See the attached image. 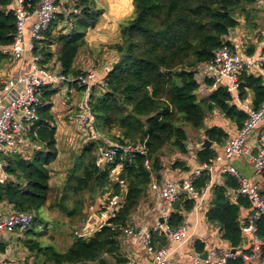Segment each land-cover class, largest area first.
<instances>
[{
	"label": "trees",
	"instance_id": "16d2710c",
	"mask_svg": "<svg viewBox=\"0 0 264 264\" xmlns=\"http://www.w3.org/2000/svg\"><path fill=\"white\" fill-rule=\"evenodd\" d=\"M41 1L31 0L30 10L37 8ZM255 2L131 0L132 15L119 24V41L109 47L117 55V61L102 76V91L92 90L90 110L97 133L120 144L143 146L144 155L136 153L132 158L119 155L113 163L104 165L98 156L101 143L91 138L74 156V165L67 171L63 184L51 186L48 167L57 158L58 151L50 109L59 84L41 90L39 121L26 136L24 153L6 158V172L12 180L0 184V203L7 204L14 212L33 216L31 225L21 234L23 249L32 256L33 264L129 262L124 251L126 240H119V236L133 226L134 216L148 202L152 181L162 180L164 157L171 158L167 160L170 169L189 171L184 160L189 139L187 129L202 131L197 145L206 138L223 147L228 132L220 123L207 126L204 122L207 116L217 111L237 129H241L248 118L225 83L198 100L197 73L201 65L213 59L218 48L234 49L230 33L238 27L240 17L245 23L252 21L253 11L249 7ZM95 3V0H67L63 10L55 12L41 39L34 42L32 57L40 55L41 64L57 65L64 76L81 74L76 60L82 49H88L85 36L102 14ZM13 4L14 0H0V70L12 61ZM245 27L250 29L246 24ZM244 46L243 55L252 56L255 47L251 43ZM260 53L264 55V48ZM203 83L212 85L211 81ZM238 83L239 101L251 95V106L258 110L264 101L262 76L243 72ZM66 89L79 97L83 90L77 85H68ZM216 155L214 149L198 147L195 153L200 165L209 164ZM145 161L150 163V170L145 168ZM118 167L121 168L118 179L126 185L123 206L107 226L86 239L78 237L76 234L90 229L85 223L95 199L119 192L120 185L111 178ZM209 179L208 172H202L194 184L195 190L202 192ZM230 191L238 192L239 185L233 177L223 174V183L211 186L206 220L217 226L221 240L230 248L238 249L246 240L242 233L246 219L241 222L240 211L250 205L239 192L232 201ZM194 205L192 198L180 193L166 222L168 230L183 226L185 215ZM54 210L59 213L57 219L51 216ZM256 236L264 258V214L256 222ZM166 240V233L150 231L149 243L154 249L165 246ZM194 249L197 253L204 252V243L195 241ZM246 251L248 249L243 250ZM227 264L246 263L236 258Z\"/></svg>",
	"mask_w": 264,
	"mask_h": 264
},
{
	"label": "built area",
	"instance_id": "2783aa9c",
	"mask_svg": "<svg viewBox=\"0 0 264 264\" xmlns=\"http://www.w3.org/2000/svg\"><path fill=\"white\" fill-rule=\"evenodd\" d=\"M31 0H14L15 34L10 47L12 62H23L27 53L31 54L34 42L42 37V33L48 28L54 14L63 10L67 0H42L39 6L30 10ZM33 21V22H32ZM32 24L29 29V40H26L27 25ZM234 46V45H233ZM239 46L231 50L227 46L218 48L211 61L198 68L197 80L200 83V91L205 92L203 82L211 81L208 89H216L225 83L229 92L233 93L235 102L247 113L241 129H237L234 135L229 136L223 144V154L219 155L209 163L201 165V168L193 170L187 177L179 182L153 180L149 188V200L145 203L139 214L147 217L149 214L157 215L163 219V224L158 220L149 230L146 229V221L137 217L132 221L133 226L127 227L119 236V240L140 238L149 255L146 263L130 260L127 264H227L228 261L240 258L246 264H264L262 257L261 242L256 236V222L264 214V198L262 191L264 187V101L258 110H254L244 101H239L237 96L238 78L243 72L255 74L263 71L264 55L258 53L252 56H244L239 51ZM40 55L32 57L28 73H19L15 78L3 77L0 81V184L12 180L6 172V158L12 154L24 153L23 143L31 127L39 121V109L41 107V90L48 86L62 84L63 86L77 85L82 88L79 100L76 104V115L73 118L77 125V131L82 138L90 140L95 138L100 141L98 156L102 164H110L120 155L132 158L136 153L146 154L143 146L135 144H120L106 138L95 130V117L90 110V94L92 90L99 87L96 72L90 71L77 76H64L60 68L55 65L41 64ZM204 87V88H202ZM67 90V89H66ZM263 125V126H262ZM262 126V128H260ZM233 159H244L253 168L257 180L248 181L229 162ZM223 163L222 172L233 177L239 185V193L247 199L250 205V214L242 226L245 242L239 248L240 251L232 253L231 248L212 247L205 259L201 257L203 252L185 255L183 259L176 258L175 251L169 247L162 246L154 249L150 245V231L158 234L166 233L167 239L181 247L187 240L184 226L176 230H168L167 219L171 213L172 205L178 200L182 191L193 200H198L200 193L194 188L196 180L204 171L212 174L214 165ZM147 170L150 163L144 162ZM121 168L115 171V182L120 185L118 193L107 194V199L101 203L102 209L97 215V221L90 224L88 217L85 225L90 229L76 234L78 237L88 238L94 231L107 226L108 221L113 218L123 206L126 185L118 179ZM211 186L209 183L208 188ZM201 200V199H200ZM201 201L199 207H201ZM33 221L30 213L10 211L0 219V237L9 241L10 236L21 234L28 229ZM243 252V250H247Z\"/></svg>",
	"mask_w": 264,
	"mask_h": 264
},
{
	"label": "crops",
	"instance_id": "0c3cea01",
	"mask_svg": "<svg viewBox=\"0 0 264 264\" xmlns=\"http://www.w3.org/2000/svg\"><path fill=\"white\" fill-rule=\"evenodd\" d=\"M253 11V17L252 21L249 23H245L242 17L238 19L239 25L236 29H234L229 36V40L232 42L234 47L237 45L239 46V49L242 51L246 49V46L244 44L251 43L252 46L255 47V52L253 55L258 54L262 51L264 48V0H256V2L249 7ZM33 22V21H32ZM120 24V23H119ZM245 24L250 29H247L245 27ZM32 24L27 25V32H26V40H29V29ZM252 28V29H251ZM97 30V28H94ZM93 30V29H92ZM91 30V31H92ZM89 34V33H88ZM87 34V37H88ZM98 34H95L97 36ZM86 37V42L88 49H85L84 52H87L88 54H93L95 52V58L94 60L98 62L97 67L94 68V72H96L98 83H101L102 76L107 72L112 65L117 61V55L113 52L112 56H109L107 53H105L107 50L101 51V48L95 49V47H92V44H88V38ZM241 44V46H240ZM243 44V45H242ZM244 46V47H243ZM100 50V51H99ZM111 51V50H110ZM98 54V55H97ZM243 54V53H242ZM79 58H85L89 63L91 62V58L87 54L78 56L76 60V66L81 69L79 65H83V62H80ZM32 61V55L27 53L25 55V60L21 62H12L9 64H6L2 70H0V81L3 77L5 78H15L19 73H28L30 70V64ZM53 65V63H51ZM94 67V66H93ZM85 69V68H84ZM255 76H262L263 83H264V72H256L253 74ZM1 84V83H0ZM99 87L94 88L93 90H101V84H99ZM2 87V86H1ZM0 87V89H1ZM206 92L210 94L214 89H212L210 92H208V89L210 86H205ZM57 88L59 89V92L52 97V107L50 109V112L54 118V126L56 127V132H62L63 125H65V121L70 119L73 122V118L75 117V109L71 111H67L68 113L58 116L56 118L54 110L56 96H62L63 91L70 93L71 95L73 92H68L66 90L65 86L58 85ZM76 94V93H75ZM64 95V94H63ZM66 95L67 102L71 100ZM245 103H247L249 106L252 104V97L251 95H248L247 98L244 100ZM217 113V111H214L213 113L209 114L211 116L212 114ZM219 113V112H218ZM221 117V118H220ZM218 118L220 120H216L214 122H209L205 124L207 126L220 123L228 132L229 136L234 135L237 131L236 126L230 122L229 120L225 119L222 114L219 113ZM206 120V119H205ZM71 122V123H72ZM73 125V123H72ZM264 125V124H263ZM262 125V126H263ZM262 126L260 128H262ZM59 127V129H58ZM202 132V131H201ZM58 135V134H57ZM59 136V135H58ZM202 138V136H201ZM198 145L194 144H188L187 145V155H185L184 160L186 162V165L189 168L188 172H182L180 170H172L170 169V165L167 162V158H165L163 161L164 169L162 171V180L165 181H171V182H179L185 177H187L193 170L197 168H201V165L198 164L196 161V149ZM214 147H216L214 149ZM210 149H214L217 152V156L223 154V147L222 146H216V144L212 143V147ZM171 160V159H170ZM229 164L234 167L236 170L239 171V173L246 178L248 181H254L257 180L258 176L254 174L252 166L244 159H233L229 162ZM223 163H219L217 165H214L212 174L210 175V179L208 182L211 184V186L214 185H221L223 183V172H222ZM208 185L202 192H200V197L198 200H194L195 205L188 214L185 215V220L183 223V226L186 231V237L187 240L181 247H177V245L174 242H171L169 239H167L166 246L169 247L171 250L175 251L176 258L183 259L185 255H192L197 254V252L194 249V242L200 241L204 243V249L210 250L212 247H224V248H230L228 243L221 240L220 233L217 228V226L209 224L206 220V212L209 208L210 203V196H211V186L208 188ZM231 192V191H230ZM237 192V191H235ZM231 192V200L235 201V196L238 193ZM201 199V200H200ZM201 201V207H199V202ZM11 211V208L5 204L0 203V219L4 218L8 212ZM172 211V207H171ZM250 214V209H241L240 211V220L241 222L245 221L247 217ZM137 217H140V219H144L146 221L145 227L146 229H150L156 224V221L158 220L159 216L149 214L147 217L143 218V215H137ZM136 218V215L134 216L133 220ZM124 251L129 256L130 260H136L140 263H146L149 260V255L147 253V250L145 246L143 245V242L140 238H132L129 240H126L124 242ZM0 264H33V258L29 253L23 249V240L21 236L18 235H12L10 236V240L7 241L0 237Z\"/></svg>",
	"mask_w": 264,
	"mask_h": 264
},
{
	"label": "rangeland",
	"instance_id": "374dc122",
	"mask_svg": "<svg viewBox=\"0 0 264 264\" xmlns=\"http://www.w3.org/2000/svg\"><path fill=\"white\" fill-rule=\"evenodd\" d=\"M95 2H96L95 5L97 4V7L102 11V14H101V17L98 23L94 27V28H97V30L94 28L93 30L92 29L88 30L87 34L88 33L89 34H88V37L86 34L85 39L87 37L89 40L88 44H92V47H95V49H99L102 47L101 51H104V50L109 49L110 45H113L114 43L119 41V38H118L119 37V23H121L123 20L127 19L128 17L132 15L133 8L131 5V0H95ZM95 34H98V35L95 36ZM84 50L85 49H82L79 57L81 55L87 54L89 58H91V62L89 63L85 58L78 59L80 62L84 61V64L82 66L79 65L81 67L82 73L94 71V68H96L98 64V62L94 60L95 52L93 54L91 53L88 54L87 52H84ZM105 53H107L109 56H112L113 54V52L110 50H107ZM10 63H12V61H10ZM50 69L53 70L54 66L50 65ZM63 94H62L63 97L56 96L55 106L53 110V112H55L56 118L58 116H62L68 113L67 112L68 110L69 111L74 110V109L76 110V104L79 100L77 99L79 97L77 94H72L71 100L67 102L66 96L68 94L65 91H63ZM208 95L209 94L206 91L201 92L200 89L197 91L198 100H202ZM75 114H76V111H75ZM218 116H219L218 112L212 114L209 117L207 116L205 122L209 123V122H214L216 120H220ZM71 122L72 121L67 118V120L65 121L66 124L62 126L63 127L62 132L61 133L56 132L59 135V136L58 135L56 136L58 155H57V158L48 167L50 171V185L51 186H61V184H63V182L67 178V175H66L67 171L71 169L74 165L73 163L74 156L77 155V153L82 149V146L85 145L86 143L85 142L86 140L82 138L81 133L77 131V125L75 121L72 122L73 125ZM187 132L189 136L187 145L188 144L196 145L197 142L200 140L201 136L203 135L201 131L194 132V131L187 129ZM215 148L216 147H214V149ZM166 150H168V148ZM164 158L171 159V158H168V156ZM165 164H166V161H165ZM116 177L117 176H115V173L111 177L114 183H115ZM112 193L110 192L109 194H112ZM59 198L60 196H58V199ZM87 198H90L89 195H87ZM105 199H107V194H105V196H103V198L101 199L100 198L95 199V202L91 208V212H89V215H90L89 218H91L89 222L90 224L97 221V215L99 211L102 209L101 203H103ZM51 216L55 218L59 216V213L54 210ZM24 239H26V237Z\"/></svg>",
	"mask_w": 264,
	"mask_h": 264
},
{
	"label": "water",
	"instance_id": "95a60500",
	"mask_svg": "<svg viewBox=\"0 0 264 264\" xmlns=\"http://www.w3.org/2000/svg\"><path fill=\"white\" fill-rule=\"evenodd\" d=\"M211 147H212V142H210V141H208L206 138H204V139L202 140V142L199 144L198 149H210ZM235 193H237V192H235ZM181 194H186V192H185V191H182ZM158 222H159L160 224H163V223H164L162 218H159ZM238 251H240L239 248H238V249L231 248V252H232V253H235V252H238ZM207 254H208V252H207V251H204V252L202 253L201 257H202L203 259H205L206 256H207Z\"/></svg>",
	"mask_w": 264,
	"mask_h": 264
}]
</instances>
